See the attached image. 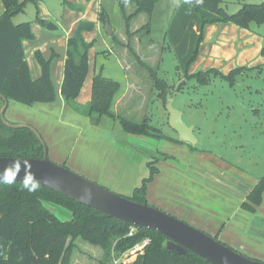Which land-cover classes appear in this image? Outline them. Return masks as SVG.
<instances>
[{
  "label": "trees",
  "instance_id": "obj_1",
  "mask_svg": "<svg viewBox=\"0 0 264 264\" xmlns=\"http://www.w3.org/2000/svg\"><path fill=\"white\" fill-rule=\"evenodd\" d=\"M4 10L0 15V95L15 103L26 106L37 104H53L57 98L56 85L51 77L52 63L60 58L55 51L46 58L35 51L37 61L42 70L41 75L33 80L28 70L22 42L34 40L29 22L15 24L12 18L24 10V1L0 0ZM33 1V0H31ZM90 1V0H86ZM239 9L228 13L226 3L222 0H178L168 28L165 31L168 46L173 50L177 61V70L183 73L184 79H194L199 84H207L210 77L218 76L222 80L233 83L234 77L244 68H237L227 75L215 69L197 71L189 74L191 64L197 58L199 46L203 40V30L215 23H233L241 29L251 30V25L264 24V3L251 4L237 0ZM135 4V11L130 16H123L128 27L130 19L138 14L150 17L158 0H130ZM123 11L125 4L119 0ZM124 14V12H123ZM103 26L108 23L107 14L102 10L98 18ZM43 26L48 23L36 18ZM144 28V27H143ZM94 24L82 21L74 33L67 39L63 61V79L60 87L62 100L74 111L89 117L95 125L107 117L118 121L122 132L126 135L164 138L151 131L145 122H131L123 117L115 116L111 110L120 84L103 76L102 71L95 74L91 81L90 102L85 106L75 100L80 94L84 80L89 72L88 49L92 43H87L82 37L83 32H91ZM139 64L149 71L155 87L161 92L160 98L167 102V85L156 76V72L141 62L134 51ZM264 53V49L262 50ZM166 104V103H165ZM3 103L0 100V108ZM182 144L179 140H171ZM144 152L142 148L138 150ZM42 147L28 129H11L3 125L0 119V157L42 158ZM169 159L163 155L161 160ZM160 160L147 162L149 175L133 192L132 201L146 203L147 185L158 172L155 165ZM264 195V177L248 192L240 204L247 213L255 214L262 203ZM46 203L58 205L69 212L72 218L62 221L51 213ZM128 224L108 217L104 213L85 207L58 192L43 186L33 193L21 190V184H0V264H70L73 240L81 238L103 250L98 264H112L111 254L121 255L133 247L143 237H149L151 244L130 264H210L203 258L187 252L180 255L166 249V238L159 232L138 227L136 234L128 237ZM216 240V238H214ZM233 250V248H232ZM239 253V252H238Z\"/></svg>",
  "mask_w": 264,
  "mask_h": 264
},
{
  "label": "rangeland",
  "instance_id": "obj_2",
  "mask_svg": "<svg viewBox=\"0 0 264 264\" xmlns=\"http://www.w3.org/2000/svg\"><path fill=\"white\" fill-rule=\"evenodd\" d=\"M19 1L25 2L24 10L15 15L12 20L14 22L33 21L42 12L39 4L43 3L50 15L47 22L57 27L56 30L49 32L56 38L51 42L53 44L50 43L53 46L45 56L50 58L52 50L59 55L65 54L63 51L65 48L64 35L69 30L72 21L70 16H65L63 13V9L66 7L64 0ZM223 1L229 2L228 9L238 7L236 0ZM253 2L258 1L253 0ZM104 3L106 4L108 23L105 26L101 24V31L95 30L84 35V40L87 43H92L87 51L89 72L76 99L81 100L87 90L85 86L92 78L95 64L99 69L103 68L104 77L120 84V89L116 93L111 108L113 114L131 122H145L152 128L151 131L160 134L164 139L160 140L161 143L156 144L155 141H158L156 137L133 135L140 141L148 140L146 147L157 145L156 147L160 148L159 150L150 149L146 152H142L141 149L139 152L137 148L133 150L124 140H120V137L126 138L127 135L122 132L119 122L107 117L102 118L97 131L109 130L113 139L115 138L118 143L113 146L114 149L107 160L101 179L94 182L118 196L132 199L135 188L139 187L149 175L147 162L156 159L160 160L159 162L166 161L167 159L161 160L163 155L169 156L168 164L173 166L191 162L197 167L212 171H218L217 165H222L225 168L231 166V172L236 176H243L242 178L251 185L262 180L264 177V63L258 64V67L244 68L243 71L235 75L233 83L224 81L218 76L210 77L208 83L203 85L194 79H184L183 73L177 70L175 54L168 46L165 37V31L178 6V0H158L155 17L149 27H145L149 19L142 13L138 25L136 23L131 28L126 26L123 16L130 15L135 11L134 3H125L126 12L124 9L122 11L115 0H104ZM1 8L3 9V6L0 1ZM94 17L95 14H88L83 20L92 22L91 20L95 21ZM107 25L113 30L110 36L106 33ZM251 26L258 32L264 24ZM136 27L140 28L134 30ZM129 49L134 51L141 62L147 67H151L156 72V76L166 83V99L170 100L172 107L182 114L183 122L192 127L196 140L194 145L184 142L178 144L171 141L178 140V136L168 126L166 101L164 102L160 98L161 92L155 87L149 71L139 64ZM261 55L264 57V53ZM196 64L197 60L195 59L188 72L190 75L199 70ZM127 76L129 80L126 79ZM87 94L86 92V99L88 98ZM76 114L84 119L89 118L78 112ZM7 121L16 124L15 121L8 118ZM91 123L93 124V122ZM74 131L78 133L80 129ZM81 133L80 139L83 140L81 144L76 145L78 150L75 151L80 152L79 155L87 157L97 154L92 145L96 143L95 139H100L102 134L97 135L96 133L95 137L93 135L90 138L87 133ZM86 141H89V145L84 148L83 142L85 144ZM140 145L144 147V145ZM49 158L55 162L52 160L51 154H49ZM65 165L67 168V164ZM167 168L171 173L172 167L168 166ZM154 177L155 175L152 177V181ZM167 179L168 177L163 178L164 181ZM263 200V204H261L264 209ZM205 204L207 207L213 208V204L207 202ZM46 206L62 221L72 218L69 212L58 205L46 203ZM225 228L220 233L219 239L221 240H218L223 241L224 244L230 236L229 233H225ZM72 242L70 264H98L103 254L100 246L93 245L81 238H75ZM225 245L228 246V244ZM262 245H257L256 248L264 249Z\"/></svg>",
  "mask_w": 264,
  "mask_h": 264
},
{
  "label": "crops",
  "instance_id": "obj_3",
  "mask_svg": "<svg viewBox=\"0 0 264 264\" xmlns=\"http://www.w3.org/2000/svg\"><path fill=\"white\" fill-rule=\"evenodd\" d=\"M115 1L119 4V0ZM243 1L251 4L264 3V0H256L258 2H253V0ZM64 2L66 7L63 9V13L65 16H70L72 21L69 30L64 35L65 46L67 39L72 35L70 33H74L79 23L85 21L83 19L88 14H95V21H85L93 23L94 29L91 32H83L82 37L95 30L101 31L103 25L101 26L98 18L102 10L106 13L104 0H64ZM224 2L227 8L229 2ZM236 4L238 5V2ZM39 6L42 12L36 18L48 23L47 20L50 19V15L47 7L43 3H40ZM156 6L150 17V22L154 20ZM125 8L124 10L126 12ZM238 9L239 5L237 8H231L227 11L228 13H235ZM3 10L4 7L0 9V15ZM141 15L132 17L133 19L129 24V28L136 23L138 25L139 20L142 18ZM12 22L15 24L20 22L31 23L30 29L34 40H24L22 42V48L30 76L33 80H36L41 75L42 70L37 61L35 51H39L44 56L48 55V51L53 46L51 42L56 38L49 32L54 30L46 31V27L36 19L33 21L18 22L12 20ZM138 28L140 27H136L134 30ZM203 34V40L199 46V52L196 58L198 71L215 69L227 75L228 72L237 68L258 67V64L264 63V57L261 55L264 49V26L257 32L252 26L251 30H247L244 28L241 29L230 22L226 24L215 23L206 26ZM63 51H65V48H63ZM64 56L65 54H61L60 58L52 63L51 67V77L57 90V98L53 104L26 106L7 100L8 105L4 113V119L7 120L8 118L15 121L16 124H29L43 137L48 153L51 154L53 161L64 166L67 164L69 170L71 169L84 178H89V180L91 179L93 181L100 180L104 168L107 165V160L114 149L113 146L118 141L115 138L113 139L109 130H101L98 132L97 127L99 125L92 124L89 118L84 119L80 117L62 100L60 96V84L63 79L62 68ZM45 57L49 58V56ZM100 70L103 71V68L100 67L99 69L94 64L92 78ZM92 78L86 83L87 86H85V89L87 90H85L81 100H75L79 105L85 106V104L90 102ZM126 79L129 80L128 76ZM86 92L88 93L87 99L85 97ZM79 129L80 132L78 133L74 131ZM81 132L87 133L90 138L93 135L95 137L96 133L97 135L102 134L100 139L94 138L96 143H94L95 146L92 145L94 147L93 149H96L97 154L87 157L85 155H79L80 152L75 151L78 150L76 145L81 144L83 140L80 139ZM120 140H124L128 147L133 150H136L137 147L147 150L160 149L156 147L157 145L155 147L154 145L146 147L148 140L140 141L135 139V136L127 135L126 138L120 137ZM88 142L86 141L85 144L83 142L84 148L89 145ZM155 143L158 144L161 141H155ZM140 144L144 145V147ZM169 161L167 159L155 165L158 172L155 174L152 183L147 187L148 189L145 193L147 204L153 205L167 214H172L174 217L185 221L190 226L202 230L217 240H221L219 239L220 233L226 227L225 233H229L230 236L226 239L225 244H228L229 248H233L245 257L264 262V251H260L264 249L261 248L259 250L256 248L257 245L263 244L262 246H264L263 203L257 207L255 214L247 213L240 208V204L245 201L248 192L254 185L246 182L242 178L243 176H236L235 173L231 172V166L225 168L222 165H217L219 168L218 171H212L200 166L197 167L191 162L173 166L170 163V165L168 164ZM168 166L172 167L171 173H169ZM164 177H168V179L164 181ZM205 202L213 204V208L207 207Z\"/></svg>",
  "mask_w": 264,
  "mask_h": 264
},
{
  "label": "water",
  "instance_id": "obj_4",
  "mask_svg": "<svg viewBox=\"0 0 264 264\" xmlns=\"http://www.w3.org/2000/svg\"><path fill=\"white\" fill-rule=\"evenodd\" d=\"M121 2L127 3L128 0H121ZM46 29L51 31L56 30L57 27L50 23ZM106 29L107 35L110 36L113 31L109 25L106 26ZM0 100L3 103L0 108V119L3 125L11 129L30 130L35 134L43 150L42 158L38 159L0 157V173L13 160H28L32 166L31 171L40 182V186L56 191L70 200L104 213L119 222L159 232L166 238L167 250L180 255H185L189 251L210 264H264L250 257H245L221 241L215 240L205 232L190 226L169 213L167 214L152 205L149 206L146 203L134 202L123 196H118L106 188H102L94 181L84 178L71 169L69 170L64 165L52 162L41 134L28 124H12L4 119L8 103L2 95H0ZM165 108L168 115V126L177 134L178 140L194 145L196 140L193 136L192 127L183 122L182 114L172 107L170 100L166 102ZM23 176L24 165L21 162V171L15 178V182L20 183Z\"/></svg>",
  "mask_w": 264,
  "mask_h": 264
},
{
  "label": "clouds",
  "instance_id": "obj_5",
  "mask_svg": "<svg viewBox=\"0 0 264 264\" xmlns=\"http://www.w3.org/2000/svg\"><path fill=\"white\" fill-rule=\"evenodd\" d=\"M200 3L201 0H196ZM21 162L24 165V176L21 184V190H27L29 193L36 192L40 188V182L35 178L34 173L31 171V164L28 160H13L11 164L5 167L4 171L0 173V183L11 185L16 180L15 178L21 171Z\"/></svg>",
  "mask_w": 264,
  "mask_h": 264
},
{
  "label": "built area",
  "instance_id": "obj_6",
  "mask_svg": "<svg viewBox=\"0 0 264 264\" xmlns=\"http://www.w3.org/2000/svg\"><path fill=\"white\" fill-rule=\"evenodd\" d=\"M128 237L136 234L138 227L129 226ZM151 244V239L149 237H143L135 243V245L128 250L121 253V255H116L114 252L111 254L112 264H130L135 261V259L145 252V249Z\"/></svg>",
  "mask_w": 264,
  "mask_h": 264
},
{
  "label": "flooded vegetation",
  "instance_id": "obj_7",
  "mask_svg": "<svg viewBox=\"0 0 264 264\" xmlns=\"http://www.w3.org/2000/svg\"><path fill=\"white\" fill-rule=\"evenodd\" d=\"M137 148H141V147H137ZM143 150H145L144 152H146V151H148L147 149H145V148H142Z\"/></svg>",
  "mask_w": 264,
  "mask_h": 264
}]
</instances>
